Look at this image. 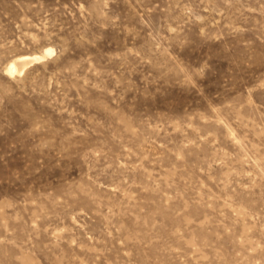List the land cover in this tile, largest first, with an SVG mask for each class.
Returning a JSON list of instances; mask_svg holds the SVG:
<instances>
[{"label":"rangeland","instance_id":"obj_1","mask_svg":"<svg viewBox=\"0 0 264 264\" xmlns=\"http://www.w3.org/2000/svg\"><path fill=\"white\" fill-rule=\"evenodd\" d=\"M0 264H264V0H0Z\"/></svg>","mask_w":264,"mask_h":264},{"label":"bare ground","instance_id":"obj_2","mask_svg":"<svg viewBox=\"0 0 264 264\" xmlns=\"http://www.w3.org/2000/svg\"><path fill=\"white\" fill-rule=\"evenodd\" d=\"M52 48H47L46 50V53L47 52H51ZM42 56L41 55H20V56H17L16 59H13L11 61H9V63L6 65V68L7 71L11 74V73H18L16 71H20L19 73H21L22 71H24V64H27L30 59H33V58H41ZM31 62V61H30ZM24 66V67H23ZM6 71V72H7Z\"/></svg>","mask_w":264,"mask_h":264}]
</instances>
